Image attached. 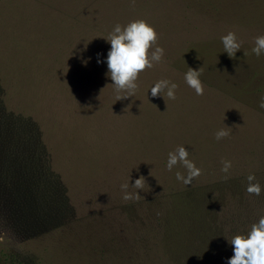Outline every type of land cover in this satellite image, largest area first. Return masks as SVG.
Instances as JSON below:
<instances>
[{
    "label": "rangeland",
    "instance_id": "rangeland-1",
    "mask_svg": "<svg viewBox=\"0 0 264 264\" xmlns=\"http://www.w3.org/2000/svg\"><path fill=\"white\" fill-rule=\"evenodd\" d=\"M141 19L163 55L137 74L133 96L116 100L105 38ZM229 31L240 43L233 57L221 42ZM261 35L264 0H0L6 108L38 125L68 197L34 236L7 235L0 224V264H22L21 250L31 264H227L228 240L264 215V53L252 52ZM188 68L200 69L201 95L185 82ZM161 79L177 85L174 99L151 96ZM180 145L200 169L188 185L176 179L182 164L166 167ZM249 174L259 195L245 191ZM139 176L143 188H134ZM193 189L215 232L203 245L193 235L173 240L183 201L172 195ZM125 191L139 198L125 200Z\"/></svg>",
    "mask_w": 264,
    "mask_h": 264
},
{
    "label": "trees",
    "instance_id": "trees-1",
    "mask_svg": "<svg viewBox=\"0 0 264 264\" xmlns=\"http://www.w3.org/2000/svg\"><path fill=\"white\" fill-rule=\"evenodd\" d=\"M5 103L0 84V224H4L0 227L7 235L34 236L39 224L65 210L68 197L60 176L51 168L38 125L29 116L8 110ZM185 192L172 195L174 200L183 201L176 207L178 217L171 218L178 219L173 240L196 236L194 245H203V239L208 241L215 232L207 223L212 232L203 225L198 213V190L193 189L187 197ZM200 227L205 231H200ZM16 255L22 264H31L35 258L27 250ZM208 262L207 258L203 260Z\"/></svg>",
    "mask_w": 264,
    "mask_h": 264
},
{
    "label": "clouds",
    "instance_id": "clouds-1",
    "mask_svg": "<svg viewBox=\"0 0 264 264\" xmlns=\"http://www.w3.org/2000/svg\"><path fill=\"white\" fill-rule=\"evenodd\" d=\"M157 34L154 28L144 20H134L121 28L116 24L105 38L110 44L104 60L107 64V75L115 85L117 99L133 96L137 88L135 83L137 74L146 67L151 68L153 62H159L163 55V48L156 44ZM224 51L229 57H233L237 49H240V43L237 41L235 33L229 31L221 37ZM154 45V47H153ZM151 49V51H149ZM252 52L256 55L264 53V35L255 38V44ZM99 55L97 63H100ZM200 69L188 68L184 74L185 82L189 87L195 90L197 95L203 93L202 82L199 79ZM177 85L169 82L167 79L156 81L149 89L151 96L166 94L168 98L174 99ZM260 108H264V95L261 96ZM229 130L227 127L219 129L215 135L219 139L227 136ZM180 163L186 169V175L176 172V179L184 185L191 183L192 179L199 175L200 169L195 166L192 160L188 159V150L180 145L174 151L168 153L166 167L171 170L174 165ZM231 162L225 160L221 171L228 173ZM248 184L245 191L254 195H259L261 185L255 181L254 174L246 177ZM144 178L137 177L133 182L134 188H143ZM128 184H122L121 188L126 189ZM136 192H127L123 194V199H138ZM228 242L232 245L233 254L227 258V264H264V215H261L257 221L252 223L246 232H239L232 236Z\"/></svg>",
    "mask_w": 264,
    "mask_h": 264
}]
</instances>
